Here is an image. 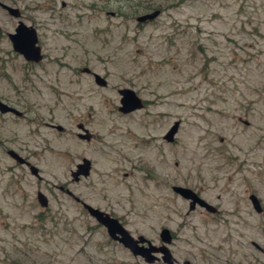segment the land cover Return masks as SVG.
I'll list each match as a JSON object with an SVG mask.
<instances>
[{
  "label": "rangeland",
  "instance_id": "374dc122",
  "mask_svg": "<svg viewBox=\"0 0 264 264\" xmlns=\"http://www.w3.org/2000/svg\"><path fill=\"white\" fill-rule=\"evenodd\" d=\"M16 1L37 22L43 59L12 49L17 18L0 6V99L23 112H0V264H165L110 244L74 196L156 244L168 227L180 262L264 264V0ZM154 8L153 19H136ZM120 87L144 106L121 112ZM84 156L90 171L74 180ZM173 184L219 213L189 209Z\"/></svg>",
  "mask_w": 264,
  "mask_h": 264
},
{
  "label": "water",
  "instance_id": "95a60500",
  "mask_svg": "<svg viewBox=\"0 0 264 264\" xmlns=\"http://www.w3.org/2000/svg\"><path fill=\"white\" fill-rule=\"evenodd\" d=\"M0 6L5 8L11 15L15 17L20 16L19 8L5 2L0 1ZM160 8H154L150 11L139 14L136 19L138 21L150 20L156 17L160 13ZM11 44L12 49L15 52H18L23 56L26 61H34L39 62L43 55L41 51V47L38 44V36L36 29L33 25L27 24L22 20H19L17 25L15 26L14 31L7 33ZM85 71H88L89 68H83ZM93 78L96 83L100 85H105L107 83L104 76L99 74L98 72L93 71ZM120 93V104L118 105V109L127 113L144 106L143 98L137 94V92L131 87H120L118 89ZM0 111L1 112H14L15 114H21V111L7 102L0 99ZM180 121L175 120L167 131L164 133L163 137L167 141H173L175 137V133L177 132ZM54 126L58 130H62L63 126L61 124H54ZM77 127L81 130L77 132V135L80 138L89 139L91 137L90 132L86 127L83 126L82 123H78ZM7 153L14 158L19 163H26L29 166L31 173L36 175L37 177H41L39 174L38 167L34 164H31L24 156L18 153L15 149L9 148L7 149ZM91 160L87 157H82L81 161L76 163V169L71 170V176L74 180H78L80 175H87L90 171ZM59 188L62 189L64 186L61 184ZM172 189L177 192L182 197L189 199V209L195 208L196 204L207 208L210 211L215 210V206L205 200L201 195L197 193L194 189L180 184H173ZM65 191L69 194H72V191L69 188H66ZM37 201L42 206H47L48 199L47 196L41 191L38 190L36 193ZM75 198L78 199L76 196ZM250 199L252 201L253 207L257 211H261L262 207L260 205V201L257 196L253 193L250 194ZM83 206L87 209V211L96 218L100 223H102L106 229L108 234L113 238L122 243L125 247H127L133 255L142 256L145 261L153 262L157 259L163 260L166 264H175L174 256L169 248V243L173 239V235L171 230L168 227H161L159 236L162 241L160 245H156L147 237L142 234L133 236L129 230L120 222V220L110 215L107 211H104L88 202L82 201ZM138 242H147L146 245H138ZM159 253V254H157ZM185 264H189L188 260L184 261Z\"/></svg>",
  "mask_w": 264,
  "mask_h": 264
},
{
  "label": "flooded vegetation",
  "instance_id": "af4514ba",
  "mask_svg": "<svg viewBox=\"0 0 264 264\" xmlns=\"http://www.w3.org/2000/svg\"><path fill=\"white\" fill-rule=\"evenodd\" d=\"M1 2H5V3H7V4H10V5H13V6H16V7H18L17 6V1L16 0H0ZM3 8V7H2ZM19 8V7H18ZM4 10H6L5 8H3ZM19 11H20V16L19 17H15V16H13V17H15V18H17V23H18V21L19 20H22L23 22H25L22 18H21V14H22V12H21V10H20V8H19ZM6 12L8 13V14H10L7 10H6ZM11 15V14H10ZM17 23H16V25H17ZM26 23V22H25ZM27 24H31V25H33L34 27H35V29H36V26H35V24H37V22H34V24H32V23H27ZM14 29H15V27H14ZM9 32H11V31H9ZM8 33V32H7ZM37 36H38V34H37ZM9 38V37H8ZM38 40H39V38H38ZM38 42V41H37ZM39 44V43H38ZM12 45V44H11ZM39 46H40V44H39ZM41 47V46H40ZM18 53V52H17ZM42 55H43V52H42ZM42 59H43V57H42ZM41 59V60H42ZM40 60V61H41ZM39 61V62H40ZM27 62H34V61H27ZM35 63H38V62H35ZM84 68H86V67H84ZM87 72H89V73H91V74H93V71L92 70H88ZM143 101H144V99H143ZM14 106V105H13ZM20 110V109H19ZM21 111V110H20ZM1 112V111H0ZM131 112V111H130ZM1 113H13V114H15L14 112H11V111H8V112H1ZM15 115H17V116H22L23 115V112L21 111V114H15ZM54 124L55 123H51L50 125L51 126H53V127H55L54 126ZM84 126V125H83ZM85 127V126H84ZM56 128V127H55ZM57 129V128H56ZM176 134V133H175ZM7 149H9V148H7ZM6 152H7V150H6ZM19 153V152H18ZM27 159V158H26ZM28 160V159H27ZM29 161V160H28ZM24 164H26V163H24ZM26 165H28V164H26ZM63 186H64V188H62V190H65L66 188H67V186L65 185V184H62ZM198 193V192H197ZM251 193H253V192H250L249 194H248V196H249V199H250V194ZM199 194V193H198ZM253 194H255V193H253ZM72 195V194H71ZM200 195V194H199ZM256 195V194H255ZM257 196V195H256ZM74 197H76V196H74ZM257 198L259 199V197L257 196ZM77 201H79L81 204H82V201H85V200H83V199H81V198H79L78 197V199L77 198H75ZM185 200H188V207H189V199H186L185 198ZM251 200V199H250ZM259 201H260V199H259ZM85 202H87V201H85ZM89 203V202H88ZM251 203H252V201H251ZM260 205H261V201H260ZM82 206H83V204H82ZM196 206H200V205H198V204H196ZM195 206V207H196ZM215 206V205H214ZM252 206H253V204H252ZM84 207V206H83ZM97 207V206H96ZM200 207H202L205 211H208V212H211V213H213V214H217V213H219V209L215 206V210L214 211H210V210H208L207 208H205V207H203V206H200ZM261 207H263L262 205H261ZM85 208V207H84ZM99 208V207H98ZM254 208V207H253ZM101 209V208H100ZM193 209H195V208H193ZM193 209H191V210H193ZM85 210L87 211V209L85 208ZM103 210V209H102ZM256 210V209H255ZM104 211H106V210H104ZM257 211V210H256ZM88 212V211H87ZM108 212V211H107ZM110 215H112V216H115V215H113V214H111L110 212H108ZM88 214H90L89 212H88ZM91 215V214H90ZM92 216V215H91ZM93 217V216H92ZM116 217V216H115ZM94 218V217H93ZM118 218V217H117ZM95 220H96V222L98 223V225H100V226H103L104 228H105V230H106V233H107V235H108V238H107V241L110 243V244H115V243H117V242H119L118 240H116V239H113L109 234H108V232H107V229H106V227L102 224V223H100L96 218H94ZM119 219V218H118ZM120 220V219H119ZM120 222L122 223V221L120 220ZM123 224V223H122ZM124 225V224H123ZM133 235V234H132ZM172 235H174L173 233H172ZM134 236V235H133ZM136 237V236H135ZM159 238H160V236H159ZM149 239V238H148ZM150 240V239H149ZM161 240V239H160ZM151 242H153L152 240H151ZM120 243V242H119ZM154 243V242H153ZM162 243V241L160 242V243H158V244H156V243H154V244H156V245H160ZM122 244V243H121ZM147 244V242H138V245H146ZM123 245V244H122ZM124 246V245H123ZM127 248V247H126ZM128 249V248H127ZM130 251V250H129ZM131 252V251H130ZM132 253V252H131ZM157 254H159V253H157ZM160 255V254H159ZM140 256V255H139ZM174 256V255H173ZM142 257V256H141ZM143 258V257H142ZM143 260L145 261V259L143 258ZM159 260H161V259H157V260H155V261H153V262H147V261H145V262H147V263H154V262H158ZM185 260H188V259H184V260H182V262H180L179 261V259L178 258H175V256H174V262H175V264H185ZM162 262H163V260H161ZM189 261V260H188ZM165 263V262H164ZM166 264V263H165ZM189 264H191V262L189 261Z\"/></svg>",
  "mask_w": 264,
  "mask_h": 264
}]
</instances>
